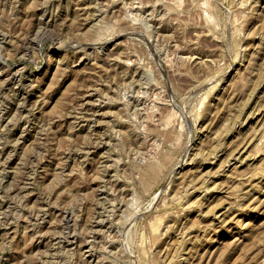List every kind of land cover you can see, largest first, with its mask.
<instances>
[{
  "label": "rangeland",
  "instance_id": "obj_1",
  "mask_svg": "<svg viewBox=\"0 0 264 264\" xmlns=\"http://www.w3.org/2000/svg\"><path fill=\"white\" fill-rule=\"evenodd\" d=\"M0 264H264V0H0Z\"/></svg>",
  "mask_w": 264,
  "mask_h": 264
},
{
  "label": "bare ground",
  "instance_id": "obj_2",
  "mask_svg": "<svg viewBox=\"0 0 264 264\" xmlns=\"http://www.w3.org/2000/svg\"><path fill=\"white\" fill-rule=\"evenodd\" d=\"M149 168H150V167H149ZM153 170H154V169H153ZM153 170H152V171H153ZM150 171H151V170H150ZM155 171H156V170H155ZM148 172H149V171H148ZM152 175H153V174H152ZM152 175H151V176H152Z\"/></svg>",
  "mask_w": 264,
  "mask_h": 264
}]
</instances>
